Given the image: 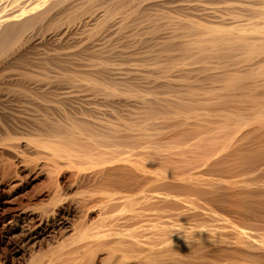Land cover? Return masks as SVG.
I'll return each instance as SVG.
<instances>
[{
	"label": "bare ground",
	"instance_id": "bare-ground-1",
	"mask_svg": "<svg viewBox=\"0 0 264 264\" xmlns=\"http://www.w3.org/2000/svg\"><path fill=\"white\" fill-rule=\"evenodd\" d=\"M147 1L152 0H0V142H6L15 156L20 151L17 133L30 122H24L25 112L29 113L25 106L26 111L19 107L26 118L19 116L25 119L11 107L6 109L10 99L39 100L43 107L59 111L66 106L79 110L99 101L112 108L114 112H109L118 114L114 118L119 120L110 122L107 115L95 124L85 112L90 106L75 115L66 112L64 120L60 118L63 122L59 114L54 119L59 112L54 109L55 116H49V111L41 120L32 119L26 129L33 134L25 130L24 136H30L35 150L48 152L42 155L53 175L71 168L76 185L80 181L81 186L76 199L67 200L55 182L48 207L31 210L18 203L14 208L18 215L10 217L0 234L19 230L26 240L40 244L49 237L51 218L73 212L62 207L69 202L79 221L62 214L58 222L62 238L48 248H38L29 258L21 256L19 264H264V217L260 216L264 215L259 214L264 206L239 208L258 197L250 195L258 186L246 174L264 173V0L221 1L225 5L219 0H153L145 11L146 15L153 11L147 16L153 22H138L142 33L126 34L136 38L134 47L117 50L130 40L124 34L123 41L118 37L120 45L113 43L126 27L124 18H143L142 5ZM207 2L226 9L219 7L222 11L209 15L212 4L202 9ZM169 6H175L174 13ZM101 7L103 12L98 11ZM95 13L100 17L96 16L94 28L80 31L79 26L90 24ZM118 14L127 16L120 15L124 18L118 23ZM166 28L169 33L162 34ZM145 44H150L151 56L146 52V60H138V69L128 65L130 69L124 70L129 67L117 64L132 61L138 56L137 48ZM150 69L152 73L145 72ZM134 79L155 84L154 91L158 85L161 91L136 86ZM99 108L98 115L102 110L107 113ZM120 108L128 113L121 115ZM125 115L135 123L127 122ZM8 162L2 163L5 168L0 173L10 179L15 165ZM232 162L242 168V180L252 183H247L252 186L247 195L243 193L247 184L241 179V185H246L242 195L227 185L224 188L231 193L212 187L221 183L219 179L213 183L216 177L237 171L228 170ZM234 179L230 186L240 188ZM263 196L257 202L264 201ZM223 202L238 208H227ZM25 213L31 218L23 217Z\"/></svg>",
	"mask_w": 264,
	"mask_h": 264
},
{
	"label": "rangeland",
	"instance_id": "rangeland-1",
	"mask_svg": "<svg viewBox=\"0 0 264 264\" xmlns=\"http://www.w3.org/2000/svg\"><path fill=\"white\" fill-rule=\"evenodd\" d=\"M150 1V0H149ZM221 1L223 2V0H219L218 2L219 3H221ZM225 1V0H224ZM227 1V0H226ZM247 1V0H246ZM249 1H251V0H249ZM248 1V2H249ZM254 1V0H253ZM155 2V1H154ZM153 2V0L152 1H150V2H145V4H143L142 5V7L144 8L145 7V10L143 9V11L141 10V12L142 13H144V14H142L144 17L142 18H140V16H139V18L138 17H136V16H138V15H136L135 17H134V15H132L133 17H132V19L131 18H129V16H128V19L126 20V18H124V17H126L125 16V14H120V15H122V16H124V17H121L119 14V18H117L116 19V17H118V15H115V19H116V22H121L122 20H119L120 18H124L125 19V21H124V19H123V23H126V27H125V29L124 30H122L121 32H123V33H121V35L118 33V34H116L115 36H114V40H115V38L117 37H119V38H122V41L124 40V37H125V40L127 39V38H132L131 36L133 35V36H135V33H134V31H137V34H141L142 33V27H139L140 25L139 24H141L140 22H142V20H144L145 22H144V24H147V23H152L153 22V20H151V19H147V16H148V18H150V15H148V14H150V12H153V11H150V10H148L147 12H148V14L146 15L145 13V11H146V7L150 4H153L154 3ZM254 2H256V1H254ZM148 3V4H147ZM212 3H210L209 4V2H207V4L205 3V4H203V7H202V9H204V7H205V5H207V6H211L212 7V5H213V8H210L209 7V9H207V7H205L208 11L207 12H209L211 9H213L212 11H210L208 14L210 15V13H212V12H214V11H222L223 10V6L225 5L224 3H221V4H224L223 6H219L220 8L222 7V10L218 7V5H221V4H218V5H216L217 4V2L216 3H214V4H212ZM147 5V6H146ZM149 5V6H150ZM227 6V5H226ZM174 7L175 6H169V8H170V11H172L173 13L175 12V10H174ZM218 7V8H217ZM148 8V7H147ZM168 8V9H169ZM217 8V9H216ZM229 8V7H228ZM172 9V10H171ZM205 9V10H206ZM226 9V7L224 6V10ZM101 11L102 10V12L104 11V9L101 7V8H99L98 9V11ZM223 10V11H224ZM97 11V12H98ZM102 12H98L100 15H102L103 13ZM141 12H139L138 14H141ZM205 13L204 14H206L207 12L206 11H204ZM155 13V12H154ZM192 13V12H191ZM153 13H151V15H152ZM201 14V16L203 17V18H207L206 16H204V14H203V12L201 13H198V12H195V15L196 16H199V15ZM207 14V15H208ZM95 16H94V19H93V21H91L90 22V24L89 23H85V22H83L81 25H83V26H79V27H81L80 28V31H82L83 29L84 30H91L90 29V26L92 25L93 26V28H94V26H95V19H97L98 17H100V16H98V14H94ZM141 15V16H142ZM88 16V15H87ZM96 16H98V17H96ZM86 17V16H85ZM96 17V18H95ZM131 17V16H130ZM200 17V16H199ZM134 18H136V19H134ZM144 18H146V20L144 19ZM149 20H151V21H149ZM130 23V25H132V28L129 26V27H127L128 25H129V23ZM138 22H139V24H138ZM164 22V21H163ZM229 23L230 24V21H226V23ZM231 22H233V21H231ZM92 23V24H91ZM134 23V24H133ZM137 23V24H136ZM143 23V22H142ZM162 23V22H161ZM225 23V24H226ZM229 24H227V25H229ZM231 24H234V22L233 23H231ZM243 24H245V23H240V25H243ZM85 25H86V27H88V28H86L85 27ZM88 25V26H87ZM139 27L138 29L139 30H137V26ZM148 25V24H147ZM237 25V24H236ZM92 26H91V28H92ZM134 26H136V27H134ZM234 26V25H233ZM83 27V28H82ZM232 27V26H231ZM141 28V29H140ZM78 29V28H77ZM130 29V30H129ZM170 29H172V28H170ZM169 29V30H170ZM126 30V31H125ZM131 31H133L132 33V35H131ZM141 31V32H140ZM168 31V28H166V29H164L163 31H162V34H164V33H166ZM170 32H171V30H170ZM130 34L131 36L130 37H128L126 34ZM167 33H169V32H167ZM166 33V34H167ZM124 34L127 36H124ZM136 34V35H137ZM84 37L86 36L85 34L83 35ZM124 36V37H123ZM116 39L115 41L116 42H113L114 44H115V47H116V43H117V46L118 45H120L119 44V42H118V40L120 41V39ZM135 38V37H134ZM134 38L130 41V40H127V42H123V43H121V47L119 46V47H116L117 48V50H130V47H134L133 46V43H132V41L134 42L135 40H136V38H135V40H134ZM138 39V38H137ZM121 42V41H120ZM131 42V43H130ZM114 44H113V46H114ZM122 44H124L125 46L124 47H126V48H124L123 46H122ZM131 44V45H130ZM127 45V46H126ZM144 46H146V47H144ZM150 46V44H148V45H142L140 48H137V49H139V50H136V48H134V51L136 50V52L138 53V56L137 55H135V56H137V58H135V59H133V57H135V56H133L132 57V61H128V63H127V65H126V63H117V64H119V65H121V64H123V65H121L122 67H124V68H126V66H128V65H131V69H138V66H140V65H137V64H139L140 62H138V60L140 61L142 58H143V60H146L144 57L145 56H147V55H145V53L147 52V54H148V47ZM142 48V49H141ZM133 51V50H132ZM145 51V52H144ZM141 53V54H140ZM140 55H141V58H140ZM151 55L150 54H148V56L147 57H150ZM146 57V58H147ZM140 58V59H139ZM149 59V58H148ZM119 59H117V61H118ZM130 62V63H129ZM132 62H135L133 65L131 64ZM152 63V62H151ZM150 63V64H151ZM135 65H137V66H135ZM142 65V64H141ZM149 65V64H148ZM120 66V69L122 68ZM133 66V67H132ZM129 67V66H128ZM150 67L152 68V64L150 65ZM149 66L147 67V69L148 68H150ZM118 69H119V66L117 67ZM130 69V67L129 68H126V69H124V70H129ZM140 69V68H139ZM145 72H150V73H152L153 72V70L152 69H150V70H148V71H146L145 70ZM169 72V71H168ZM167 73V72H166ZM135 80V79H134ZM133 80V82H134V84H136V86H143V87H145V88H147V89H153L152 91H154L155 90V87H153V86H156L155 84H145L143 81H140V80H135L134 81ZM136 82V83H135ZM201 83H203V85L205 84V82H201L200 81V84ZM138 84V85H137ZM140 86V87H141ZM161 87L160 86H158L157 85V88H156V90L157 91H154V92H159V91H161V89H160ZM162 88H165V87H162ZM166 89H169V88H165L164 90L166 91ZM168 91V90H167ZM160 93V92H159ZM11 100V101H10ZM8 102H6V103H10L9 105L10 106H8L7 104H5L6 106H4V107H6V109L8 110V111H10L11 109H13V110H11L12 112L14 111L15 112V114L16 113H18L19 112V114H16V115H20V113H21V115L23 116L24 115V117L26 118V115H28V119L26 118V120H24V122H26L27 120H29L30 122H28L27 121V123H24L23 125H26L27 127L26 128H28V126H30V128H31V122H32V119H34V120H41V119H43L44 118V114H46V116H48L50 113H49V111L51 112V114L49 115V116H51V115H54V114H52V113H55L56 111H59V110H56V108L54 109L53 107L51 108V107H49V108H45V107H43L41 104H38V103H40L39 102V100L37 101L38 103H36V101L34 102V101H32L31 102V100H23V101H21V103H20V100H17V99H15L17 102H13L12 100H14V99H10ZM14 100V101H15ZM24 101H26L25 103H26V105H23V103H24ZM30 101V102H29ZM15 104L16 103V105H13V104ZM18 103V104H17ZM21 105H20V104ZM28 103H32V104H30L31 106L30 107H28L27 108V104ZM36 103V104H35ZM96 103L98 104L99 103V101L97 102L96 101ZM97 104H93V105H85L86 107L85 108H88L89 106L90 107H94V105H97ZM103 105H105V104H102L101 105V102L99 103V105H97V108H99V107H101V109H104V107H103ZM15 106V107H14ZM23 106H25V108H26V110H27V112H29L28 114L25 112V114H24V112L23 111H21V110H19V107H21L20 109H22V110H24V111H26L25 109H24V107ZM29 106V105H28ZM32 106L33 107H35V110H33L34 108H32ZM41 107L42 109H46L45 111H44V113L42 112V109L40 110V108L38 109V107ZM80 106V105H79ZM10 108V110H9V108ZM16 107H18V108H16ZM67 107L69 108V112H68V110H66L67 109ZM77 107H78V105H77ZM81 107V106H80ZM79 107V108H80ZM96 107V106H95ZM103 107V108H102ZM107 106L105 105V108H106ZM51 108V109H50ZM72 107H70V106H66V108H64L63 110H60L57 114L55 113V117H54V119L55 120H57L58 118L60 119V118H63L62 120H64V115H65V113L68 115V114H73V115H75L77 112H81L82 110L83 111H85L86 109L83 107V108H80L79 110H81V111H79L78 109H76V106H74V109L72 108ZM92 108L90 109V108H88L89 110H91V111H88V109L85 111L86 113H88L87 114V116L89 115V116H92L93 117V119L95 120V121H93V122H96L95 124H97V122L98 121H96V120H99V121H102L101 119L103 118H105V116H109L110 118H108V116H107V118L109 119V121L111 122L112 120H110V119H113L114 118V116L115 115H117L118 116V114H116L115 113V115H114V113L113 114H111L112 112H114L113 110H112V108H106V109H104L105 111L104 112H109V111H111L112 110V112L110 113V115L109 114H104L103 113V110L101 111L102 113V116L101 115H98V114H100V111H98V109L97 108H95V109H97V110H95L94 108V110H92ZM127 109L128 108H130V107H126ZM55 110V112H54V110ZM76 109V110H75ZM100 109V108H99ZM100 109V110H101ZM108 109H111V110H108ZM121 109V110H120ZM120 109H118V112L119 111H121V112H119V113H121V115L123 114V113H125V114H127L128 112L127 111H132L133 109L132 108H130V110H124V111H126V112H123V110H122V108H120ZM123 109H125V108H123ZM71 110H74L75 112H70ZM53 111V112H52ZM97 111H98V113H97ZM115 111H117V110H115ZM63 114H62V113ZM92 113V115H90L91 113ZM62 114V116H61V114ZM30 114V115H29ZM36 115V114H38V117H37V115H36V117L34 116V115ZM58 114H59V116L60 117H58ZM97 116V117H95V115ZM103 114H104V117H103ZM113 115V116H112ZM130 115H131V113H130ZM130 115H125V117L127 116L128 118H129V116ZM22 116H19L20 118H22ZM66 116V115H65ZM87 116H84V118L86 119V121H87V119L89 118V117H87ZM100 116V117H99ZM123 116H124V114H123ZM134 117L135 118V116L134 115H131L130 117ZM22 118V119H25V118ZM35 117V118H34ZM41 117V118H40ZM56 117H58L57 119H56ZM126 117V118H127ZM50 118V117H49ZM52 118V117H51ZM106 118V119H107ZM127 118V119H128ZM103 120V121H106L107 122V120ZM118 120V117H115L113 120H114V122L113 123H115V120ZM33 120V121H34ZM61 119H60V121L61 122H63ZM117 120H116V122H117ZM135 121H137L136 120V118L134 119ZM133 119H131V118H129V120H127V122L128 121H130L131 123L132 122H134L135 123V121H134ZM118 122H119V120H118ZM29 123V124H28ZM31 123V124H30ZM99 123V122H98ZM101 123V122H100ZM99 123V124H100ZM25 126H23V128H24ZM24 129V131L22 132V130H21V132H20V134L22 135H20L19 133H17V138H16V142L17 143H19L17 146L19 147V150L21 151H19L20 152V155H19V152L18 153H16L15 154V156H14V153L13 152H11V151H9L8 150V148L5 146L6 144L4 143V144H2L3 142H0V172H2V171H4V166L6 165V163H5V161H9V162H11V163H13V161H14V163H13V165H15V167L14 168H12L11 170L12 171H15V172H12L11 171V173H13V176H12V174H11V176L12 177H14V178H12L11 176H9V177H11L10 179H13V180H10L9 178H3L2 176H3V173H0V205L2 206H0V215H1V218H0V228H2V226H4V227H7V225H8V223L12 220L11 218H14V217H16L18 214L16 213V210H14V208H18L17 206H18V203H22L23 205H25V206H29L30 208H31V210H35V209H37V208H41V207H46L47 205L49 206V204H50V202H51V198H52V191H53V188L52 187H54V183L56 182V183H59V185H60V187H61V196L63 197V198H66L67 200H71V199H76L75 197H76V191H79V188H80V186H81V184H80V181H78V185H76L77 184V182H76V178L75 177H73L75 174V171H73V170H71V168H62L63 169V171H62V169L59 171V173L58 174H54L53 175V169H52V167L51 168H49L50 167V164L45 160L46 159V157H44V155H42V154H45L46 153V151H45V153H42V151H44V150H41L40 151V149L39 150H35L34 149V146L33 145H31V143H30V136L28 137V136H24V133H26L25 132V130L28 132V131H30V132H32V134H33V131H31V129L29 128L28 130L27 129ZM29 135H31L30 133H28ZM27 134V135H28ZM20 135V136H19ZM25 138H24V137ZM19 137H21V138H19ZM22 137H23V139H22ZM26 137H27V139H26ZM29 138V139H28ZM25 139V140H24ZM22 141V142H21ZM15 142V141H14ZM15 142V143H16ZM127 142H134V141H127ZM14 143V144H15ZM2 146H5V147H2ZM32 146V147H31ZM4 148V149H3ZM5 149H7V150H5ZM262 150H264V149H262ZM32 151H33V154H32ZM35 152L37 153V154H35ZM13 155H12V154ZM48 153V152H47ZM46 153V154H47ZM3 154V155H2ZM29 154V155H28ZM45 154V155H46ZM11 155L13 156V157H15V158H13V157H11ZM16 155H17V157H16ZM31 155V156H30ZM33 155V156H32ZM35 155V156H34ZM37 156V157H36ZM5 157V158H4ZM6 158H7V160H6ZM20 158V159H19ZM45 158V159H44ZM41 159H43V160H41ZM16 161V162H15ZM8 162V163H9ZM23 162V163H22ZM31 162V163H30ZM5 164L4 166H1V165H3V164ZM46 163V164H45ZM235 163H237V162H235ZM10 164V163H9ZM35 164V165H34ZM230 164H232V165H230ZM229 165L232 167L231 169L229 168L228 170H230V171H234V170H237V171H235V172H233V174H236V175H233V174H231L229 171H227L229 174H231L232 175V177H234L233 179H234V181L236 182L235 184H237V185H239L240 186V188H238V189H235L236 187H231L230 186V184H234L233 183V179H232V177H230V175L227 173V172H225V173H223V174H221V175H223V177L224 176H226V173H227V178H228V176L231 178V180H232V182H230L229 180L230 179H227V178H224V180H223V177L222 176H218V177H216V179L213 181V183L214 184H216V182H218V179H219V181H221V183H218L219 185H213L212 187H214V188H216V190H218L219 192H224V193H227L228 191V193H231L230 192V190H232V189H234V190H232V191H234V194H238V192H240L239 194L240 195H242V190L244 189L245 190V188L246 187H244L243 188V186H246V185H241V182L242 183H245V184H249V183H251V182H254V181H256V183H257V185H256V183H253V188H255V185L256 186H258V187H256L255 189H251V187L250 186H248V184H247V187L248 188H246L247 190H245L243 193L245 194V195H247V194H249L248 192H251V190L253 191V192H251V194L250 195H252L253 194V196H261V195H264V177H263V175H264V173H256V175H257V177H255L256 175H254L255 173H252V175H249V174H251V173H248V174H246V176H248V178H250V179H248V180H250L249 182H247V181H245V180H247V179H243L242 180V177L240 176V175H242V174H240V169H242V168H240L239 166L240 165H238L239 163H237V164H235L237 167H234L233 166V164H234V162H232V163H230ZM19 165H21V167L19 166ZM28 165V166H27ZM2 167H4L3 168V170L1 169ZM227 167H228V165H227ZM226 166H225V168H227ZM242 167V166H241ZM14 169V170H13ZM71 170V171H70ZM52 171V172H51ZM74 173H73V172ZM237 172H238V175H237ZM14 173H16L15 175H14ZM16 175H17V177H16ZM52 175V176H51ZM244 175V174H243ZM242 175V176H243ZM259 175V176H258ZM56 176V177H55ZM59 176V177H58ZM72 176V177H71ZM252 177V179H251V177ZM241 177V178H240ZM1 178H3V180L1 179ZM26 178V179H25ZM56 178V180L54 181V179ZM75 178V179H74ZM243 178H245V176H243ZM260 179L261 180V182L263 183V186H262V183L260 182V180H258V179ZM242 181H241V180ZM263 179V180H262ZM52 180L54 181V182H52ZM21 181V182H20ZM260 182L261 183V185H260V183H258V182ZM51 182V183H50ZM225 182V184H223ZM22 183V185L20 186L19 184H21ZM56 183H55V185H56ZM74 185H73V184ZM229 184V185H228ZM252 184V183H251ZM255 184V185H254ZM259 184V185H258ZM19 185V186H18ZM223 187H222V186ZM228 186V188L230 189H226V188H224L225 186ZM236 185V186H237ZM13 186H15V188L13 187ZM76 186V187H75ZM78 186V187H77ZM83 186V185H82ZM219 186V189L217 188ZM226 186V187H227ZM230 186V187H229ZM239 186H237V187H239ZM260 186H261V189L259 190H257V188H260ZM18 187V188H17ZM14 188V189H13ZM17 188V189H16ZM21 188V189H20ZM71 188V189H70ZM78 188V189H77ZM225 190H224V189ZM243 188V189H242ZM250 188V189H249ZM241 189V190H240ZM262 190V191H261ZM8 191V192H7ZM226 191V192H225ZM238 191V192H237ZM247 191V192H246ZM255 191H260L259 193H257V192H255ZM11 192V193H10ZM254 193H256V194H254ZM263 193V194H262ZM75 194V195H74ZM26 195V196H25ZM68 197H67V196ZM252 196V197H253ZM258 197H256V198H258ZM69 198V199H68ZM255 197L251 200V201H249L248 202V204L250 203H253L251 206L249 205L248 206V204L247 203H241L240 204V207L239 208H245V211H246V208H248L249 209V207H253V205H254V207H260L261 209H262V207L264 206V205H262V204H264V201L262 200L261 201V198H260V201L259 202H257L258 201V199H256ZM263 198H264V196H263ZM262 198V199H263ZM10 199V200H9ZM19 199V200H18ZM254 199H256V200H254ZM8 200H9V202H8ZM12 200V201H11ZM17 201V203L16 202H13V201ZM254 200V201H253ZM5 201V202H4ZM11 201V202H10ZM256 201V202H255ZM3 202V203H2ZM13 202V203H12ZM9 203H12V205L11 204H9ZM17 205H16V204ZM254 203H257V204H254ZM261 203V204H260ZM3 204V205H2ZM68 204V205H67ZM226 203L225 202H223V205L225 206V207H227V208H233V207H235V206H237V204L236 205H231L232 207H230L229 205V202H227V204H229V205H225ZM259 204V205H258ZM243 205V206H242ZM244 205H247V207H245ZM255 205H258V206H255ZM47 206V207H48ZM64 206V208L66 207V208H70V209H72V211L73 212H71V213H69L68 215H70V216H68V215H64V213L62 212L60 215H58V216H56L55 218H51V220H50V223H49V226H51V227H49L50 228V230H51V232H50V234H49V237L48 238H45V240H43V242L41 241V242H39L40 244H38V243H35L34 241H32V239H25V237H24V235L23 234H21L20 233V231L18 230V231H16V232H14V233H10V235H9V233L6 235V234H0V262H3V261H6L8 264H12L13 262V264H19V263H21V260H22V257H23V255L25 256V258L27 257V258H29V256H30V254L31 253H33V252H37L38 251V248L39 249H41V247L42 248H48V247H50V245L52 246V245H54L57 241H59L61 238H62V236H63V229H62V225L60 224V223H58L59 222V220L60 219H62L63 217H60L62 214V216H64V218H66L65 216H68L69 217V219L70 220H72V222H77V220L79 219L77 216V213L75 212L74 213V209H73V205L69 202V203H66V204H64V205H62V207ZM69 206V207H68ZM8 209H7V208ZM12 207V208H11ZM72 207V208H71ZM4 208V209H3ZM65 208V209H66ZM237 208H238V206H237ZM5 209H7V214H9V215H7L6 214V212L4 211ZM10 209V211L8 212V210ZM12 209V210H11ZM3 210V211H2ZM236 211V212H240V209L237 211L236 209H233V211ZM243 210V209H242ZM241 210V211H242ZM12 211H13V213H12ZM261 211H263L264 212V209H262ZM260 211V212H261ZM263 212H261V213H259V214H263L264 215V213ZM32 212H30L29 214L30 215H32L31 214ZM12 214V215H11ZM15 214V215H14ZM28 213H25V216H23V217H25V218H31L30 217V215H29ZM11 215V216H10ZM75 215H77V216H75ZM14 216V217H13ZM261 217H264V216H262V215H260ZM11 217V218H10ZM33 218V217H32ZM58 220V221H56V220ZM55 220V221H54ZM79 221V220H78ZM53 222V223H52ZM54 222H56V223H54ZM74 222V223H75ZM2 223V224H1ZM4 223V224H3ZM6 224V225H5ZM32 224H34L33 222H32ZM55 226V227H54ZM54 227V228H53ZM53 228V229H52ZM55 231V232H54ZM1 233V232H0ZM20 235V236H19ZM11 236H13V238H11ZM16 236H19V237H16ZM24 238H22V237ZM8 238V239H7ZM16 238V239H15ZM11 239H13V240H11ZM57 240V241H56ZM4 241V242H3ZM6 241V242H5ZM11 241H13L12 243H11ZM9 242V243H8ZM15 242V243H14ZM34 242V243H33ZM21 244V245H20ZM47 244V245H46ZM40 245V246H39ZM43 245V246H42ZM22 246V247H21ZM47 246V247H46ZM14 248V249H13ZM17 248V249H16ZM20 248V249H19ZM21 248H24V249H21ZM13 250V251H12ZM22 250V251H21ZM37 250V251H36ZM17 251H21L20 252V254H18V253H16ZM22 256V257H21ZM20 257V258H19ZM24 258V257H23ZM18 260V261H17Z\"/></svg>",
	"mask_w": 264,
	"mask_h": 264
}]
</instances>
